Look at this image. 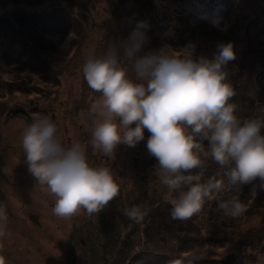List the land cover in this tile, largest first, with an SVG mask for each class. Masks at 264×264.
Instances as JSON below:
<instances>
[{
  "label": "rangeland",
  "instance_id": "374dc122",
  "mask_svg": "<svg viewBox=\"0 0 264 264\" xmlns=\"http://www.w3.org/2000/svg\"><path fill=\"white\" fill-rule=\"evenodd\" d=\"M218 1H199L197 6L190 0L203 8L192 13L197 12L198 20ZM255 2H237V25L235 12L219 16L225 22L216 33L206 25L209 19L191 30L186 24L178 32L161 30L160 14L167 11L178 18L173 0H0V207L7 215L0 221L5 233L0 255L6 264H264V189L259 179L255 195L246 192L239 199L245 212L226 215L220 204L233 197H219L229 195L232 185L224 169L208 158L199 182L222 179L224 190L206 200L199 213L175 222L167 213L178 193L170 194L159 182L158 161L146 147L147 129L143 141L135 147L119 144L111 157L93 149L96 118L89 109L100 93L89 88L83 75L88 54L101 58L113 47L122 54L125 40L141 22L149 38L145 51L183 55V47L193 42L194 59L212 58L218 45L232 43L236 59L227 69L236 95L230 102L237 105L241 123L257 118L264 101L256 95L258 66L251 53L264 48V18ZM197 20L190 22L196 26ZM70 33L74 39L66 43ZM42 116L57 125L65 147L85 145L90 166L112 172L120 191L102 211L89 215L81 210L71 218L53 214L56 197L29 173L22 147L24 131ZM132 207L145 213L142 223L124 215Z\"/></svg>",
  "mask_w": 264,
  "mask_h": 264
},
{
  "label": "clouds",
  "instance_id": "9594fccd",
  "mask_svg": "<svg viewBox=\"0 0 264 264\" xmlns=\"http://www.w3.org/2000/svg\"><path fill=\"white\" fill-rule=\"evenodd\" d=\"M199 18L220 26L215 14L204 13ZM144 27L141 22L132 31L122 54L113 47L101 58L91 53L86 57L84 79L89 88L100 93L89 109L96 118L90 141L93 149L111 157L119 144L135 147L143 141L147 129L146 147L158 161L159 182L170 194L178 193L170 201L174 220L191 218L206 200L224 190L222 179L199 182L208 158L224 169L229 185L259 179L264 189V120L252 118L241 123L237 105L230 102L236 95L227 69L236 59L233 44L218 45L212 58L201 55L194 59L193 42L183 47V55H169L164 49L145 51L149 38L141 30ZM73 39L70 33L66 43ZM204 141H208L207 148ZM22 147L29 173L56 197L55 216L71 218L81 210L89 215L98 213L119 194L112 172L90 166L85 145L65 147L57 125L47 116L36 118L27 127ZM197 169L199 172H194ZM220 208L231 217L245 212L237 197L222 202ZM124 215L140 224L145 213L132 207ZM6 220L5 209L0 207V221ZM4 234L0 229V237ZM0 264H6L3 255Z\"/></svg>",
  "mask_w": 264,
  "mask_h": 264
},
{
  "label": "trees",
  "instance_id": "16d2710c",
  "mask_svg": "<svg viewBox=\"0 0 264 264\" xmlns=\"http://www.w3.org/2000/svg\"><path fill=\"white\" fill-rule=\"evenodd\" d=\"M175 2H177L176 6L177 9L175 11V14L178 16V18H176L175 16H173L171 13H167L165 12V15L160 14L159 16V20L161 23V30H163V28L166 31H171V32H178V30L184 25L186 24L189 29H193L196 28L200 25H204L205 22H207V19H198L195 17L197 15L196 13H192V11H194L195 9H197L198 11H201L203 8H197L196 5H192L190 3V0H173ZM193 3L197 2V6H199L200 4L198 3L199 1L201 2H207L209 3V0H192ZM241 0H220L218 2H214L213 5L211 6V8H213V10L211 8H208V14H215L217 16H222L223 18H226L229 14L235 12L236 16L232 17L233 23L235 25H237V20L240 17L239 14L241 13V6L240 7H236L237 2H239ZM186 3H189L188 5ZM211 4V3H209ZM253 3H249L247 5H252ZM255 5H257V7L262 8L259 10V14H262L263 18H264V0H257V2L254 3ZM217 8H220L218 11H215ZM244 8V6H243ZM159 11L162 12L161 7H159ZM261 11V13H260ZM204 14V12L202 13ZM260 16V17H262ZM194 18L197 20V24L196 26L194 24H192L190 22V19ZM225 22V19H223L220 22V26L223 27V23ZM210 24V25H209ZM206 24L207 26L213 28L216 33H219V31L221 30L220 27H214L211 23ZM218 29V30H217ZM262 46L264 47V43L262 44ZM252 51V48H249L248 51ZM255 52V51H254ZM253 59L251 62H255L256 66H258L257 68V72L258 75L256 76L257 79V83L259 85L258 90H257V98L261 101H264V48H262L259 51H256L255 54L252 52L251 53ZM233 82H235V80H233ZM255 117V116H254ZM256 117L259 119L264 120V110L258 111L256 113ZM229 195H225V194H220L219 198L224 199L225 197L229 196V197H237L238 199H240L242 196H244L246 194V192L250 193L252 192L254 189L256 188V190H258V185L256 183V181H253L251 184H246L245 185H232L229 186ZM238 188H242L241 190H239ZM245 191V192H242ZM230 192L232 193V195H230ZM171 211L167 213V215H170ZM171 217V216H170ZM174 220V219H173ZM175 222H179V219H175Z\"/></svg>",
  "mask_w": 264,
  "mask_h": 264
}]
</instances>
